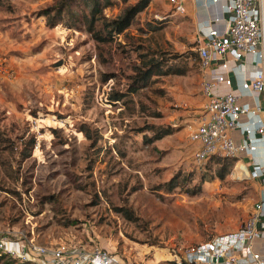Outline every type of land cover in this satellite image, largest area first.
<instances>
[{"label":"rangeland","instance_id":"1","mask_svg":"<svg viewBox=\"0 0 264 264\" xmlns=\"http://www.w3.org/2000/svg\"><path fill=\"white\" fill-rule=\"evenodd\" d=\"M55 2L0 0V229L49 246H99L128 264H171L174 247L239 228L261 182L239 162L226 179H211L217 166L195 159L194 125L179 113L170 118L182 108L178 100L201 92L198 22L190 14L155 22L154 13L172 10L168 0H153L126 35L99 44L84 24L51 27L42 10ZM135 2L113 0L106 13L116 16ZM139 47L178 55L170 62L186 64L188 73L154 77L133 95L135 107L109 103L111 87L128 84ZM111 73L117 76L106 81ZM146 123L176 131L155 151L144 142L152 132L138 131ZM82 124L100 136L95 145L79 131ZM31 136L36 146L23 158ZM177 172L179 187L154 191ZM203 176L202 191L190 195ZM114 206H127L136 219Z\"/></svg>","mask_w":264,"mask_h":264},{"label":"built area","instance_id":"2","mask_svg":"<svg viewBox=\"0 0 264 264\" xmlns=\"http://www.w3.org/2000/svg\"><path fill=\"white\" fill-rule=\"evenodd\" d=\"M168 2L172 14L156 12L155 22H163L176 14H189L190 4L196 7L200 19L194 50L198 54L204 102L198 123L189 134L195 145V159L205 163L212 155L235 157L239 161L250 158L249 176L261 182L259 197L239 228L215 234L199 244L176 246L170 253V261L172 264H264V254L255 248L264 232V154L261 153L264 121L250 120L264 109V0ZM201 9L211 13L203 16ZM249 56L254 57L258 66L250 77L240 64ZM235 70L244 75L238 88L230 75ZM223 85L230 89L224 90ZM255 98L263 101L255 102ZM247 118L252 125L244 124ZM237 130H241L243 139L234 138ZM0 253L25 262L41 259L44 264H128L120 254L99 246H49L26 235L11 239L1 229Z\"/></svg>","mask_w":264,"mask_h":264},{"label":"trees","instance_id":"3","mask_svg":"<svg viewBox=\"0 0 264 264\" xmlns=\"http://www.w3.org/2000/svg\"><path fill=\"white\" fill-rule=\"evenodd\" d=\"M125 2L129 0H124ZM153 0H136L135 3L130 4L121 9L120 13L116 16H109L106 9L113 5V0H56L55 4L51 7L42 10V14L48 19L51 27L62 24L67 28H78L84 24L87 31L99 44L111 43L117 40L121 35H126L127 31L134 25L137 16L145 11ZM152 29L154 26L150 25ZM137 50L136 60L132 63V74L127 75L128 84L124 89L117 86H112L108 91V101L111 104H123L128 106L130 103L135 107L133 95L139 93L140 89L149 85L154 77H163L170 75H186L188 73V66L186 64L171 63V59H178V55L169 56L165 51H157L148 49L146 51ZM199 65V63H198ZM117 75L111 73L105 76V80L115 78ZM131 108V107H130ZM134 112V108H131ZM162 114L153 112L152 116L160 117ZM83 133L84 137L95 145L99 141L98 133L95 134L94 130L88 124H82L79 130ZM140 132L151 131L152 135L144 134V142L151 145L155 151L160 149L157 147L156 142L164 139L168 135L175 133L176 128L171 125L158 126L155 124L146 123L143 127L139 128ZM98 132V131H96ZM99 136V137H98ZM2 140L0 134V141ZM36 138L31 136L27 140L25 150H23V158H28L36 146ZM210 164L217 166L215 176L212 174L211 179L215 177L224 180L232 172L234 166L239 162L235 157H220L212 155L207 159ZM204 176L201 178L200 183L195 187L187 190L190 195H196L202 191ZM180 175L179 172L174 174L172 178L159 183L155 186L154 191L165 190L167 192L173 191L179 187ZM140 189L139 186H133V191ZM117 212L136 219L133 211L127 206H114ZM20 262L19 259L13 258L6 253H0V264H13ZM21 264H28V262H21ZM172 264V263H171Z\"/></svg>","mask_w":264,"mask_h":264},{"label":"crops","instance_id":"4","mask_svg":"<svg viewBox=\"0 0 264 264\" xmlns=\"http://www.w3.org/2000/svg\"><path fill=\"white\" fill-rule=\"evenodd\" d=\"M199 12H200L201 15L207 16V15H209L211 13V10L201 9ZM189 14L190 15L188 17H192V19L194 21L199 22L200 19L197 17L196 7L193 6L192 4L189 5ZM204 22L207 23V21H204ZM240 64L242 65L241 67L246 70V74H247L248 77H250L251 72H253L254 70L258 69V66L254 63V57L253 56H249L247 59L241 60ZM230 75L233 76V78L235 80L234 81V86L236 88L240 87V81L244 77L243 73L235 70L233 72H230ZM246 81L249 83L250 80L246 79ZM222 88L224 90H229L230 89V88H228L227 86H224V85L222 86ZM258 100L263 101L262 98H255V102H257ZM177 102L178 103L175 104V105L177 107H182V108H179V110H175L174 109L173 111H171L170 118L173 120L175 116H172V115H177V113H179V115H185L184 119H185V121L187 123L190 122L192 125L196 126V124L198 123L199 117L202 114V105H203V102H204V97H203L202 93L199 92L198 96L193 97V101H188L186 99H180ZM257 119H261L262 121H264V109L261 110L260 112H258L257 116H253V117L250 118L251 121H254V120H257ZM248 121H249V118L244 119V124L252 125V124H249ZM173 125H176V122L173 123ZM243 137L244 136H243L241 130H237V131L234 132V138L236 140H241V139H243ZM156 145L159 148L157 143H156ZM186 153L188 154V151H186ZM261 153L264 154V146H261ZM189 154H191V152H189ZM255 160L257 161L258 159L256 158ZM251 162H252V159L245 158L244 160L239 161L238 164H239V166L242 165L243 172H244L245 167L248 166L250 168ZM255 248L257 250L261 251L264 254V232L261 234L260 239L256 242Z\"/></svg>","mask_w":264,"mask_h":264}]
</instances>
